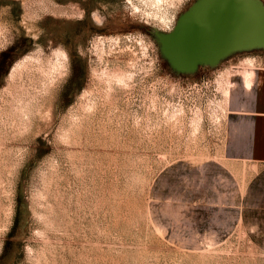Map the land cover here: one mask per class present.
Masks as SVG:
<instances>
[{"label":"rangeland","instance_id":"374dc122","mask_svg":"<svg viewBox=\"0 0 264 264\" xmlns=\"http://www.w3.org/2000/svg\"><path fill=\"white\" fill-rule=\"evenodd\" d=\"M211 1L262 37L186 64ZM263 122L264 0H0V264H264L224 207Z\"/></svg>","mask_w":264,"mask_h":264},{"label":"water","instance_id":"95a60500","mask_svg":"<svg viewBox=\"0 0 264 264\" xmlns=\"http://www.w3.org/2000/svg\"><path fill=\"white\" fill-rule=\"evenodd\" d=\"M179 27L177 53L186 64L257 45L262 37V25L255 16L220 1L200 5Z\"/></svg>","mask_w":264,"mask_h":264},{"label":"crops","instance_id":"0c3cea01","mask_svg":"<svg viewBox=\"0 0 264 264\" xmlns=\"http://www.w3.org/2000/svg\"><path fill=\"white\" fill-rule=\"evenodd\" d=\"M257 130L264 131V122L259 124ZM238 132L240 133L238 148L242 152H239V158H229V160H238L244 162V165L253 163L256 169L251 180L242 182L240 200L236 202L235 211L228 209L234 203L226 202L224 207H226V213L229 214V221L237 222L238 226L248 229L253 235L252 239L255 238V242L264 243V223L262 222L264 220V139L252 140L250 125H240ZM252 148L255 155L249 156L247 151ZM232 227L235 229V224Z\"/></svg>","mask_w":264,"mask_h":264}]
</instances>
